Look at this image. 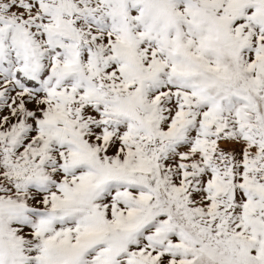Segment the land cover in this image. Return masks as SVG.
<instances>
[{"label": "snow or ice", "instance_id": "snow-or-ice-1", "mask_svg": "<svg viewBox=\"0 0 264 264\" xmlns=\"http://www.w3.org/2000/svg\"><path fill=\"white\" fill-rule=\"evenodd\" d=\"M0 264H264V0H0Z\"/></svg>", "mask_w": 264, "mask_h": 264}]
</instances>
